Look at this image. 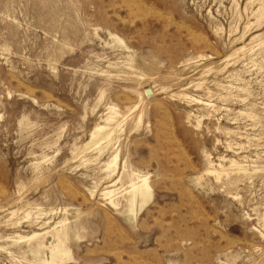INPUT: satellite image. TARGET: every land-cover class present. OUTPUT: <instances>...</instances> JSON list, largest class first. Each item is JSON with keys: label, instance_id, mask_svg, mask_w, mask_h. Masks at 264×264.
I'll use <instances>...</instances> for the list:
<instances>
[{"label": "rangeland", "instance_id": "374dc122", "mask_svg": "<svg viewBox=\"0 0 264 264\" xmlns=\"http://www.w3.org/2000/svg\"><path fill=\"white\" fill-rule=\"evenodd\" d=\"M55 247L264 264V0H0V264Z\"/></svg>", "mask_w": 264, "mask_h": 264}, {"label": "bare ground", "instance_id": "6f19581e", "mask_svg": "<svg viewBox=\"0 0 264 264\" xmlns=\"http://www.w3.org/2000/svg\"><path fill=\"white\" fill-rule=\"evenodd\" d=\"M118 115H119V113H117L116 111H115V109H111V115L110 116H108V118L106 119L107 120V125L106 126H99V127H97L96 129H95V131H94V133H93V138H92V141H91V143L90 144H88V146H87V148L85 149V151H88V150H91L92 148H96V147H98L99 145H101L102 143H105V144H107V145H109L111 142H112V140H113V136L116 134V132H118V130H120L121 129V123H119L118 121H117V118H118ZM120 117V116H119ZM119 119V118H118ZM84 151V152H85ZM83 153V152H82ZM104 154V153H103ZM116 160H117V157H115L114 159H113V161L112 162H110L108 165H107V170H111V172H114L115 171V167H116ZM114 167V168H113ZM231 173V172H230ZM225 174V173H224ZM112 176V175H111ZM135 176H136V174H135ZM138 176V175H137ZM139 177V176H138ZM141 183H140V185H134L133 186V192H132V194H133V199H132V201L133 200H135V197H137V196H140V198H143V199H149L150 197L149 196H151V195H149L150 193H149V191H150V187H149V185H148V183H147V180L146 179H143L142 181H140ZM115 184V183H114ZM113 186V185H112ZM105 194V196H109L110 195V193L109 192H105L104 193ZM129 195V194H128ZM149 195V196H148ZM132 196V195H131ZM147 196H148V198H147ZM132 198V197H131ZM137 200V199H136ZM135 200V201H136ZM143 201V200H142ZM133 203V202H132ZM131 203V204H132ZM136 203V202H135ZM145 203V202H144ZM129 204V203H128ZM134 205V204H133ZM132 206V205H131ZM139 206H140V204H139ZM142 206H143V204H142ZM133 207V206H132ZM131 207V208H132ZM135 207V206H134ZM135 208H137V207H135ZM142 208V207H141ZM140 208V209H141ZM133 209V208H132ZM54 230V229H53ZM52 231V230H51ZM47 233H49V232H47ZM61 233V232H60ZM59 234V233H58ZM39 237V236H38ZM33 238V237H32ZM35 238V237H34ZM37 238V237H36ZM58 238V237H57ZM58 243V242H57ZM58 246V245H57ZM60 246V245H59ZM59 247H55V249L53 250L54 252H53V258H52V261H51V263H48V262H46V263H44V264H53L54 263V261H55V257H56V255H55V253L57 252V251H59ZM65 263V262H64Z\"/></svg>", "mask_w": 264, "mask_h": 264}]
</instances>
